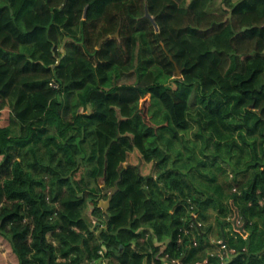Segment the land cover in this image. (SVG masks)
I'll return each instance as SVG.
<instances>
[{
	"label": "trees",
	"instance_id": "obj_1",
	"mask_svg": "<svg viewBox=\"0 0 264 264\" xmlns=\"http://www.w3.org/2000/svg\"><path fill=\"white\" fill-rule=\"evenodd\" d=\"M213 6L0 0L17 264H264V0Z\"/></svg>",
	"mask_w": 264,
	"mask_h": 264
},
{
	"label": "rangeland",
	"instance_id": "obj_2",
	"mask_svg": "<svg viewBox=\"0 0 264 264\" xmlns=\"http://www.w3.org/2000/svg\"><path fill=\"white\" fill-rule=\"evenodd\" d=\"M220 8H221V0H214V6L212 7V10L216 11V10H219ZM130 79H131V77H125L124 81L131 83L132 80H130ZM195 107H197V105ZM195 113H196V111L194 112V114ZM105 194L108 195L109 192H105ZM106 200L101 199V201H106ZM91 210H92V205H91V203H88V208L86 210V215H88V217L91 214ZM238 225H239V223H238ZM211 242H214V241L212 240ZM158 247H160V246H158ZM217 249H220V248H217ZM216 255L222 256V252L220 250H217ZM231 257L232 256H228L227 258L229 259ZM15 259L16 258L10 252V248H9L7 241L5 239L4 240L2 239V241H0V264H17ZM174 263L177 264V261H175ZM152 264H154V262H152Z\"/></svg>",
	"mask_w": 264,
	"mask_h": 264
},
{
	"label": "water",
	"instance_id": "obj_3",
	"mask_svg": "<svg viewBox=\"0 0 264 264\" xmlns=\"http://www.w3.org/2000/svg\"><path fill=\"white\" fill-rule=\"evenodd\" d=\"M114 194H115V190L111 191V192L109 193V196H108L107 200H106V201H102V202L100 203V206H102V208H104L105 211H106L107 208L109 207L110 201H111V199H112V197H113ZM82 264H87L86 257L84 258Z\"/></svg>",
	"mask_w": 264,
	"mask_h": 264
},
{
	"label": "clouds",
	"instance_id": "obj_4",
	"mask_svg": "<svg viewBox=\"0 0 264 264\" xmlns=\"http://www.w3.org/2000/svg\"><path fill=\"white\" fill-rule=\"evenodd\" d=\"M108 196H109V194H108ZM101 207H102V206H101ZM172 264H175V263L173 262ZM177 264H179V263H177Z\"/></svg>",
	"mask_w": 264,
	"mask_h": 264
},
{
	"label": "bare ground",
	"instance_id": "obj_5",
	"mask_svg": "<svg viewBox=\"0 0 264 264\" xmlns=\"http://www.w3.org/2000/svg\"><path fill=\"white\" fill-rule=\"evenodd\" d=\"M226 255V254H225ZM219 258V257H218ZM223 259V258H222ZM220 260V259H219ZM223 261V260H222Z\"/></svg>",
	"mask_w": 264,
	"mask_h": 264
}]
</instances>
